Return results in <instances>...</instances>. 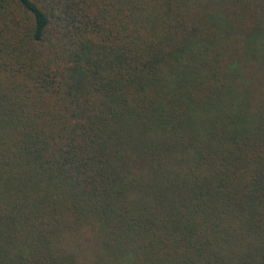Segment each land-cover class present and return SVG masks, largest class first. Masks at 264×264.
Segmentation results:
<instances>
[{"label": "trees", "instance_id": "obj_1", "mask_svg": "<svg viewBox=\"0 0 264 264\" xmlns=\"http://www.w3.org/2000/svg\"><path fill=\"white\" fill-rule=\"evenodd\" d=\"M0 264H264V0H0Z\"/></svg>", "mask_w": 264, "mask_h": 264}]
</instances>
